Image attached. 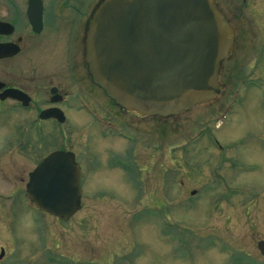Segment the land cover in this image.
I'll return each mask as SVG.
<instances>
[{"label":"rangeland","instance_id":"rangeland-1","mask_svg":"<svg viewBox=\"0 0 264 264\" xmlns=\"http://www.w3.org/2000/svg\"><path fill=\"white\" fill-rule=\"evenodd\" d=\"M74 1L82 12L90 3ZM230 1L239 5L238 0ZM250 1L254 3L249 9ZM248 5L244 21L251 25L253 18L258 29L245 24L252 35L240 33L238 51L224 65L228 70L222 95L199 112L162 126L167 134L174 131V137L149 138L142 125L123 121L137 143L102 141L93 134L88 139L90 155L84 140L95 126L83 114L70 112L65 125L45 127L49 142L76 152L84 170L81 208L67 222L31 210L21 199L27 173L38 158L35 134L31 133L26 151L18 152L12 141L21 136L19 129L0 130V149L4 135L11 136L12 148L0 155V255L9 257V264H232L223 251L208 246L212 238L233 255L264 264L256 249L257 242L264 241V0H249ZM66 61L67 56L60 54L45 66H59L61 76H66L71 70L65 72ZM83 73L74 66L73 85L68 81L67 88L82 89L93 104L118 117L98 90L99 94L92 86L84 89L87 82L79 80ZM236 90L241 99L219 123V118L207 119ZM28 118L24 114L16 122L21 126ZM199 122L222 144V151L206 135L194 146H184L200 130ZM180 124L185 134L176 132ZM113 156L129 157L133 179H140L136 187L127 170L103 165ZM93 158L99 162L88 163Z\"/></svg>","mask_w":264,"mask_h":264},{"label":"water","instance_id":"water-1","mask_svg":"<svg viewBox=\"0 0 264 264\" xmlns=\"http://www.w3.org/2000/svg\"><path fill=\"white\" fill-rule=\"evenodd\" d=\"M83 63L94 83L124 110L173 115L215 100L233 32L213 0H103L84 39ZM56 153L31 175L37 208L67 221L78 210L79 171ZM44 179V182H42ZM264 256V241L257 244Z\"/></svg>","mask_w":264,"mask_h":264},{"label":"flooded vegetation","instance_id":"flooded-vegetation-1","mask_svg":"<svg viewBox=\"0 0 264 264\" xmlns=\"http://www.w3.org/2000/svg\"><path fill=\"white\" fill-rule=\"evenodd\" d=\"M83 2L85 0H81L80 3ZM98 2L100 0H90V3H86L87 6L83 3L87 10L82 12L79 5H74L78 4L74 0H0V130L19 129L21 136L16 141H12L14 150L18 152L26 151L31 133L35 134L37 140L35 157L38 158L34 169L49 154L58 151L73 153L64 148H56L55 144L49 142L45 129L47 125L55 129L65 125L70 112L83 114L95 126L93 133L88 134L84 140L90 155L92 150H88V139L91 135L94 134L93 136L105 141L108 139L106 130L108 131L112 124L119 131L123 130L133 135L134 132L124 122H128V125H142L144 121L142 118L119 111L92 83L82 64L83 29ZM242 2L245 3V0ZM220 3L230 21L237 23L235 30L238 36L245 23L241 22L242 17L240 18L238 14L235 16L233 7L236 6L230 0H220ZM237 9L241 12L242 5H238ZM63 48L67 50L65 54L60 53ZM76 48L77 58L74 59ZM60 54L67 56L66 67H63L65 72L66 69H71L66 76H61V72L58 71L59 66L52 68L45 66V62L49 60L56 62ZM74 66L77 68L80 66L84 72L83 77L79 79L83 83L84 80L87 82L88 86L86 88L84 86V89L87 90V87L92 86L94 92L99 94V91L103 102L111 111L117 112L118 117L114 119L107 110H102L93 104L87 94L80 92L82 89L78 88L77 92H72L67 88L68 81L73 85ZM53 77L56 78L57 83L52 82ZM77 107H80L79 111H76ZM44 113L50 114V117L42 119ZM24 114L29 118L19 126L16 119ZM119 117L127 120H120ZM3 137L0 155L2 151L5 154L12 151L8 142L11 136ZM73 154L75 161L83 167L77 153ZM97 162L99 161L94 158L88 161L90 164ZM103 162L106 166L107 162L105 160ZM30 173H27V178ZM24 193L21 196L22 200L23 197L25 199ZM9 263H11L9 257L1 254L0 264Z\"/></svg>","mask_w":264,"mask_h":264}]
</instances>
